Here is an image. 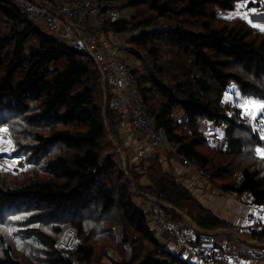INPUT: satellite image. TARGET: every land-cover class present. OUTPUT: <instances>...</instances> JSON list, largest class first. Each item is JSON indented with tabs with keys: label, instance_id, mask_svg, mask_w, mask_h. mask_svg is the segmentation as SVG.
Masks as SVG:
<instances>
[{
	"label": "trees",
	"instance_id": "obj_1",
	"mask_svg": "<svg viewBox=\"0 0 264 264\" xmlns=\"http://www.w3.org/2000/svg\"><path fill=\"white\" fill-rule=\"evenodd\" d=\"M102 1L120 10L116 19L104 20V34L140 32L124 45L139 63L131 60L128 69L146 117L211 187L242 198L246 206L264 209V158L256 153L264 140L241 118L240 109L223 99L231 84L243 98L264 99V31L232 24L216 13L233 11L245 0ZM121 2L125 6L120 7ZM127 9L130 14H123ZM116 38L112 41L122 45ZM109 97L91 60L0 0V127L8 129L14 154L34 168L28 177L0 174V224L17 218V240L27 244L32 264H99V245L111 242L109 233L116 225L124 228L123 243H129L134 254L124 264H196L156 241L133 198L148 193L173 207L168 210L172 218L174 210L185 213L202 231L233 225L163 171L155 151L142 171L149 182L144 187L137 185L135 160L128 156L125 164L112 153L103 157L108 138L120 141L119 115L108 109ZM178 112L182 119L176 118ZM201 122L224 127L214 147ZM8 164L14 161L9 158ZM66 227L77 243L58 248L57 239ZM241 229L250 241L264 245L260 219ZM0 242V264H24L13 246L1 237ZM235 249L240 257L249 255Z\"/></svg>",
	"mask_w": 264,
	"mask_h": 264
},
{
	"label": "rangeland",
	"instance_id": "obj_2",
	"mask_svg": "<svg viewBox=\"0 0 264 264\" xmlns=\"http://www.w3.org/2000/svg\"><path fill=\"white\" fill-rule=\"evenodd\" d=\"M249 1L251 0H245L244 2H240L236 4V7L233 11L227 12L223 11L221 9H217L216 13L219 18H222L223 20H229L228 22H231L232 24H237V23H244L247 26L250 27L251 30L255 31H262L260 28L255 27L254 25H264V2L262 0H252L253 5L252 6H247ZM125 6V2H121L120 5ZM115 7V6H114ZM113 7V11L116 12V8ZM127 14H130L131 10L127 9ZM105 16V15H102ZM251 21V23H249ZM230 23V24H231ZM38 28H40L46 35L55 38L57 41H59L62 45L65 47H68L67 42L60 40L58 37H56L54 34L49 33L45 30V28L41 25H36ZM160 25L152 26L149 29L152 30L155 27H159ZM140 34L139 31L133 32V33H127L123 35H118L116 37H119L121 39V44L124 45L125 41L137 37ZM116 37H112L111 39H115ZM69 49V48H68ZM127 58L134 61V57L131 58V56L128 54ZM134 65H137V62L134 61ZM226 93L228 94V97H226ZM224 95V101L233 104L236 107V104L239 102L237 99L235 93H238L237 87L235 84H231L230 87L228 88L227 92ZM108 94V93H107ZM240 99H243L241 96ZM252 99V98H251ZM255 100V99H254ZM259 101V100H257ZM238 108V107H236ZM239 109V108H238ZM117 113V112H115ZM119 115V113H118ZM176 118L177 119H182L181 113H176ZM248 122L253 126L252 128H255L258 130L260 136L264 134V125H261L259 123V119L257 120L255 127L253 125V121L250 119L246 118ZM201 130L204 133V136L210 140L209 145L211 147H214L216 145V141L220 140L222 138L223 132H224V127H217L214 124L211 123H206V122H201ZM1 136L7 137L11 142L12 140L5 134V133H0ZM108 145L105 149L103 157H105L107 154L112 153L113 158L116 160L119 158L121 162L126 164V161L128 160V153L129 149L125 147V145L122 144V140L120 138L119 140H116L114 137H112L110 140L108 138ZM10 159L14 161V164H7V156L1 159L0 161V174H7L10 176H24L28 177L31 174L32 168L30 165H27L24 163L23 156H17L14 154V145L12 142V148L10 151ZM155 153H158V162L160 163V167L162 168L163 171L169 172L170 171V160H173V163H176V153L168 149L167 147H163L159 150V152L155 151ZM123 158V160H122ZM127 159V160H126ZM17 161V162H16ZM147 160L144 161V163L141 165L140 170H137V174H135L138 178L137 180V185L140 186H147L149 184L148 179L146 175H142L144 171V168L146 167ZM6 165V166H5ZM192 168L195 170V172L200 176V179L204 180L205 185L207 188L210 190L207 191L208 193L210 191H213L215 195L219 194L217 201H216V207L214 206L215 209L219 210L221 212L224 211L225 209H229L231 211V207L235 206L237 204L238 200L235 197V195L231 194H221L217 189L211 187L210 183L207 180V177H203L198 169L192 164ZM6 169H11V170H6ZM34 170V168H33ZM184 170V169H183ZM185 171V170H184ZM191 170L189 169V172ZM27 173V174H26ZM191 174L193 172H190ZM177 174V173H176ZM173 175V174H172ZM178 176H174V179H176ZM189 183H195L196 186V180L195 178H192L191 180H187ZM200 181V180H197ZM212 192V193H213ZM149 198L155 199L160 205L157 208V203L150 201ZM196 200L198 198L195 197ZM199 201V200H198ZM133 202L137 209L143 211L146 215L147 221H157L158 229H162L161 233L158 235H154L152 232L153 237L156 239L158 243L161 244H168L170 245V248L175 252H171L173 254L180 253L179 256H184L189 258V260L193 263L200 264V259H199V249H198V234L200 232H208V231H202L198 229L199 232H197L192 226V222H187L183 220L181 216H179L176 213V216L173 218L171 217L170 214H168L169 205L162 202L158 201L155 197H152L148 193H144V195H136V197L133 198ZM203 202L200 200V203ZM202 204V203H201ZM203 205V204H202ZM163 208V210H162ZM207 208V207H206ZM209 209V208H208ZM178 211V210H177ZM176 212V211H175ZM181 213V212H180ZM185 214V213H181ZM162 216V217H160ZM12 223L9 220H5L0 224V237L1 239L4 240V242L8 243L9 245L14 247V251L16 253V257L21 258L23 260L24 264H32L31 259L32 258V253L28 249V246L24 242H19L17 240L16 236V226L13 224V219H11ZM194 224V223H193ZM195 225V224H194ZM232 228L224 229L225 231H228L231 233L230 237H228L225 241L219 240L215 238V232L216 231H210L209 233H212L214 236V241L217 245H219L225 256L224 261H229L232 258H230V255H235L236 260L233 261V264H240L245 260L246 258H253V257H258V256H264V251H259L257 248H252L250 247V244L257 245L255 242L250 241L246 234L242 232L241 228L245 227H239L240 229H237V225L232 223ZM196 226V225H195ZM197 227V226H196ZM248 227V226H246ZM218 231V230H217ZM124 232V228L121 225H116L112 227V230L110 231L109 235L111 236V242L107 241V244H102L99 245L101 248V251L99 253L101 254V260L99 261V264H124L126 262H130L131 259L133 258V252L131 250V245L129 243H123V238L122 234ZM108 235V236H109ZM74 232L71 228L66 227L63 229L62 234H59L58 237V248H62L60 245L62 243H65L66 241L69 240V238L72 239L73 244H76V238L73 239ZM216 239V240H215ZM66 240V241H65ZM232 240H236V242H239L242 244L240 249L242 251H247L249 255L245 257H240L239 254L235 253L237 251H232V247L227 246V244L232 243ZM235 242V241H233ZM99 243H105L102 240H99ZM225 243V244H224ZM3 243L0 242V246H2ZM150 249V246H148ZM248 249H247V248ZM264 249V245L262 246ZM1 249V248H0ZM63 249V248H62ZM230 251V254H229ZM239 259L237 260V258ZM232 263V262H231ZM217 264V262H216Z\"/></svg>",
	"mask_w": 264,
	"mask_h": 264
},
{
	"label": "built area",
	"instance_id": "obj_3",
	"mask_svg": "<svg viewBox=\"0 0 264 264\" xmlns=\"http://www.w3.org/2000/svg\"><path fill=\"white\" fill-rule=\"evenodd\" d=\"M12 5L18 15L34 25H41L49 33L67 42L71 51L91 60L99 69L104 95H110L108 109L120 114V138L130 139L135 158L147 160L149 154L156 149L167 147L175 152L166 139L165 133L157 128L144 114V104L133 77L128 69L131 61L130 53L125 45L116 44L112 37L101 29L104 20L116 19L120 11L112 12L113 4L102 0H4ZM264 2V0H262ZM105 15V16H102ZM141 135L144 139H141ZM184 165L188 161L181 159ZM140 168H136V171ZM248 209L258 219H264V209L249 206ZM200 264H216L222 259L214 236L209 232L198 235ZM73 241L60 246L64 249L72 247ZM70 264H83L71 260ZM241 264H264V259L253 257Z\"/></svg>",
	"mask_w": 264,
	"mask_h": 264
},
{
	"label": "crops",
	"instance_id": "obj_4",
	"mask_svg": "<svg viewBox=\"0 0 264 264\" xmlns=\"http://www.w3.org/2000/svg\"><path fill=\"white\" fill-rule=\"evenodd\" d=\"M51 1H58V0H51ZM65 2H72L73 0H64ZM120 11V10H118ZM123 14H127V11H123ZM116 41H118L117 38H115ZM122 144L125 145V147H127L129 149L130 154L128 153V156L132 159V161H134L135 158V152L134 150L131 148V142L130 139H122ZM160 149H156L153 151H157L159 152ZM133 154L134 158H133ZM176 156V163H173V160H170V171L169 173L173 174V176H178L176 178V181L182 185L183 187L187 188L194 197L198 198V200L203 201L201 202L205 207L209 208L215 215H217L218 217L228 221L229 223H233L235 225H237V227H246V226H250L253 224L254 220L258 219L255 218L254 216L251 215V211L248 209L249 206H246L245 204H243L241 202L240 199L242 198H238V197H234L238 200L237 204H235V206L231 207V211L229 209H225L224 211L221 210V212L217 209L214 208V206L216 207V201L217 198L219 196V194L215 195L213 191H210L209 193L207 191H209L210 189L206 187L204 180L200 179V176L195 172V170L192 168V164L189 163V165H184L182 163V160L177 156ZM185 171H184V170ZM189 169L191 170L190 172H193L192 174L189 172ZM177 173V174H176ZM195 178L196 180V186L195 183H189L187 180L188 179H192ZM200 180V181H197ZM213 192V193H212ZM219 199V198H218ZM150 201L156 202L157 203V208L160 205L155 199L149 198ZM169 208H173L171 206H169ZM162 217V216H160ZM262 221V223H264V219H260ZM148 224V228L151 232H153L154 235H158L159 233H161V231H163L162 229H158L157 225V221H147ZM191 226L197 231V227L192 223ZM231 233H229L228 231H225L224 229L222 230H218L215 232V238L219 239V240H226L228 237H230ZM215 239V240H216ZM235 241V242H233ZM161 244V243H160ZM225 244V243H224ZM229 245V247H234V246H241L242 244H240L239 242H236V240H232V243L229 242V244H227V246ZM161 246L165 249L168 250L170 252H177L174 251L170 248V245L168 244H161ZM250 247L252 248H257V250L259 251H264V249H262V246H257V245H253L250 244ZM247 248V247H246ZM248 249V248H247ZM221 250V249H220ZM235 251H237V249H235ZM242 249H240V247H238V252H241ZM223 254V253H222ZM177 255H180V253H177ZM184 257V256H183ZM186 260L190 261L189 258L185 257ZM225 256L223 254L222 259H224ZM230 258H232L229 261H220L217 262V264H233V261L236 260V256L230 255ZM221 260V259H220ZM242 261V260H241ZM240 261V262H241ZM191 262V261H190ZM232 262V263H231ZM240 262L238 264H240ZM193 263V262H192Z\"/></svg>",
	"mask_w": 264,
	"mask_h": 264
},
{
	"label": "snow or ice",
	"instance_id": "obj_5",
	"mask_svg": "<svg viewBox=\"0 0 264 264\" xmlns=\"http://www.w3.org/2000/svg\"><path fill=\"white\" fill-rule=\"evenodd\" d=\"M249 23H251V21H249ZM254 26L264 31V25H254ZM235 95L239 100V102L236 104V107L240 109V112L238 114L241 116V118H248L251 121H253L254 127L258 119H259V123L261 125H264V99L259 101L247 97L240 99L241 97L240 93H235ZM226 97H228L227 93H226ZM7 131L8 129L6 127H0V133H7ZM261 140H264V134L261 135ZM3 144H7L8 147L7 148L0 147V152L7 151L12 146V142L10 140L6 141L2 137H0V145ZM256 153L261 158H264V147H257ZM13 219H17V218L13 217Z\"/></svg>",
	"mask_w": 264,
	"mask_h": 264
},
{
	"label": "bare ground",
	"instance_id": "obj_6",
	"mask_svg": "<svg viewBox=\"0 0 264 264\" xmlns=\"http://www.w3.org/2000/svg\"><path fill=\"white\" fill-rule=\"evenodd\" d=\"M114 112V111H113ZM119 120H120V124H119V126H118V129H119V132H120V125L122 124V119H121V116H120V114H119ZM0 137H2L4 140H6L7 141V139L5 138V137H3V136H1L0 135ZM141 139H144V136L143 135H141ZM171 145V144H170ZM0 147H8L7 146V144H3V145H0ZM11 151V147L7 150V151H2V152H0V160L1 159H3L4 157H6L7 159H9L10 158V152ZM175 153H176V151H175ZM177 155V154H176ZM178 156V155H177ZM180 159H182V157H180V156H178ZM123 159V158H122ZM135 161H136V168H140L141 167V165L144 163V161H143V159H140V158H138V159H135ZM1 162V161H0ZM189 163V162H188Z\"/></svg>",
	"mask_w": 264,
	"mask_h": 264
},
{
	"label": "water",
	"instance_id": "obj_7",
	"mask_svg": "<svg viewBox=\"0 0 264 264\" xmlns=\"http://www.w3.org/2000/svg\"><path fill=\"white\" fill-rule=\"evenodd\" d=\"M7 140H9L7 137H5ZM11 148H12V146H11ZM174 211H176V213L179 215V216H181L182 218H183V220H185V221H187V222H190V220H189V218H188V216L186 215V214H181L179 211H177V210H174ZM190 224H191V222H190Z\"/></svg>",
	"mask_w": 264,
	"mask_h": 264
}]
</instances>
